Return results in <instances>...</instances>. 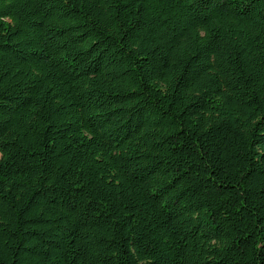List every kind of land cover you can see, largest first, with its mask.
Returning a JSON list of instances; mask_svg holds the SVG:
<instances>
[{
	"label": "trees",
	"instance_id": "obj_1",
	"mask_svg": "<svg viewBox=\"0 0 264 264\" xmlns=\"http://www.w3.org/2000/svg\"><path fill=\"white\" fill-rule=\"evenodd\" d=\"M0 264H264V0H0Z\"/></svg>",
	"mask_w": 264,
	"mask_h": 264
}]
</instances>
